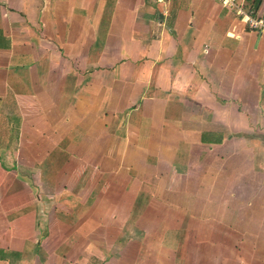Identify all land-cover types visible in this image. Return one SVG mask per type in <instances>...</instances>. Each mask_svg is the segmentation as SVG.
I'll use <instances>...</instances> for the list:
<instances>
[{"label": "crops", "instance_id": "obj_1", "mask_svg": "<svg viewBox=\"0 0 264 264\" xmlns=\"http://www.w3.org/2000/svg\"><path fill=\"white\" fill-rule=\"evenodd\" d=\"M0 264H264V34L214 0H0Z\"/></svg>", "mask_w": 264, "mask_h": 264}, {"label": "built area", "instance_id": "obj_2", "mask_svg": "<svg viewBox=\"0 0 264 264\" xmlns=\"http://www.w3.org/2000/svg\"><path fill=\"white\" fill-rule=\"evenodd\" d=\"M155 2H163L165 0H154ZM222 6L234 10V12L243 18L247 26L258 33L264 34V18L257 17L251 8H245L237 0H214Z\"/></svg>", "mask_w": 264, "mask_h": 264}]
</instances>
